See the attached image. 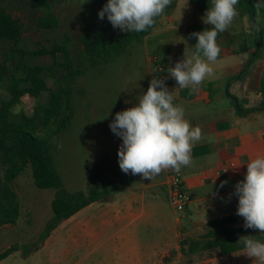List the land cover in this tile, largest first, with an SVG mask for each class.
Returning a JSON list of instances; mask_svg holds the SVG:
<instances>
[{"label":"crops","instance_id":"0c3cea01","mask_svg":"<svg viewBox=\"0 0 264 264\" xmlns=\"http://www.w3.org/2000/svg\"><path fill=\"white\" fill-rule=\"evenodd\" d=\"M174 1V8L164 13L158 27L144 38L142 45L137 46L138 52L131 51L134 46L110 64L91 68L79 78L72 124L54 140V155H59L64 145V169L56 158L55 162L69 194L87 192L89 187L103 185L109 186L110 194L64 221L48 237H39L37 244H20V255L17 250L9 256L19 257L20 264H169L170 252L179 250L182 229H209L210 220L229 216L226 212L234 208L236 196L233 194V181L244 178L247 163L251 159L264 155V111L240 117L227 95L230 91L226 89L223 94L221 84L203 82L196 91H192L179 88L176 81L168 76V67L183 60L184 53L189 56L193 52L184 35L185 28L195 23L205 24L202 18L206 13H194L190 0L183 13L175 12L177 0ZM187 17L192 18L191 22L184 25L183 29L177 26L178 30H183V38L180 35L179 43L176 37H165L176 29L166 27L167 23L178 25ZM261 21L264 25V20ZM97 27L100 36L122 32L112 27L107 16L103 20L99 18ZM52 30H61L63 42L65 29ZM246 36L245 32L241 34L239 46L243 47ZM168 42L171 43L170 49L167 47L162 51L166 65L159 69L162 75H156L157 68L150 61L148 44ZM217 44L221 52L211 65L213 71H217L222 76L223 84L234 89L237 95L230 94L239 99L248 96V92H251L250 79H245L244 74L237 78L231 77L228 69L232 66L219 65L227 55L236 54L230 48L237 44L233 32L217 39ZM122 58L127 59V62L117 71L116 77L112 69L117 67ZM137 66L142 70L140 78L136 76L138 73L133 74ZM108 70H111L110 77L103 78V73ZM155 75L165 80L169 91L174 90V104L184 108L185 119L192 126L199 125L202 129V139L194 143L192 148L194 163L182 167L180 171L184 175V186L191 196V202L185 217L175 216L173 221L168 216L170 202L165 186L167 170L151 181L139 174L122 172L117 155L122 138L109 127L117 112L138 103ZM241 80L240 90L238 83ZM209 83L210 86L206 87ZM217 101H224V104L219 105ZM30 105L31 108L26 112L32 110L33 103ZM79 115H83L82 119L78 118ZM219 122H227V126L218 129L216 124ZM195 149L201 150L193 153ZM222 181H227L223 188L220 187ZM54 198L49 204L50 211ZM51 218L52 214L43 223L40 235Z\"/></svg>","mask_w":264,"mask_h":264},{"label":"trees","instance_id":"16d2710c","mask_svg":"<svg viewBox=\"0 0 264 264\" xmlns=\"http://www.w3.org/2000/svg\"><path fill=\"white\" fill-rule=\"evenodd\" d=\"M0 0V83L4 80L9 84V96L0 99V225L14 226L19 214L20 205L17 200L14 184L25 173H29L33 185L40 190L57 189L58 193L52 201V218L47 222L41 239L48 237L58 226L83 208L105 199L110 194L109 186L89 187L87 192L69 194L62 189V177L54 157V140L67 130L74 119L76 108L74 96L79 91V78L89 69L110 64L126 54L131 48L140 44L144 38L158 27V17L154 27L145 32L115 33L111 36H95L85 33L80 38V49L77 56L72 53L73 39L63 30L64 40L51 48L41 46L29 51L22 48V41L29 35L27 23L29 16L26 11L10 8ZM28 7L34 11L33 22L37 32L41 30L62 29V25L52 11L49 0H26ZM63 1V0H56ZM194 13L206 12L211 0H190ZM175 1L165 10H172ZM240 21L247 19L255 46L264 40L263 22L258 17L256 0H238L235 6ZM209 26L195 23L184 30L190 47L195 50L196 37L191 34L204 31ZM233 31L227 30L218 34L217 39L228 36ZM245 49V43L242 44ZM246 52V49H245ZM63 55V62L57 57ZM50 55L51 65H30L27 57ZM249 62L234 65L228 69L231 77L242 75ZM61 73V75H59ZM48 79H52L55 88H51ZM210 83L206 85L209 87ZM264 99V84L261 88ZM42 94H47L45 103H40ZM238 116L264 111V107L245 109L243 101L227 92ZM28 100L33 103L30 112L20 111V119H13L14 108L23 106ZM227 122L216 124L218 129L227 126ZM201 149L193 150L197 153ZM242 217L232 214L209 221V231L197 240L183 239L180 241L179 253L185 256L195 254L226 256L244 250L238 242L241 236L257 235L258 229H246L244 226L234 227ZM259 237V236H258ZM18 246H11L0 253V261L7 258ZM175 251H171L174 254ZM170 253V255H171Z\"/></svg>","mask_w":264,"mask_h":264},{"label":"clouds","instance_id":"9594fccd","mask_svg":"<svg viewBox=\"0 0 264 264\" xmlns=\"http://www.w3.org/2000/svg\"><path fill=\"white\" fill-rule=\"evenodd\" d=\"M237 3L211 0L202 18L209 27L191 34L197 40L195 50L189 56L184 53L183 60L167 68L179 88L196 91L213 75L211 65L221 52L217 36L237 15ZM171 4L172 0H107L98 16L101 20L107 16L114 29L140 33L154 27ZM174 99V90L169 91L165 80L153 76L138 103L115 114L109 127L122 138L117 153L122 172L151 181L164 170L179 173L194 163L192 148L202 139V129L185 119L184 108L174 104ZM225 184L227 181H222L220 187ZM233 194L238 197L236 214L243 217V226L264 233V155L247 163L244 179L237 182ZM238 242L243 244L245 255L253 258V264H264V242L254 236H241Z\"/></svg>","mask_w":264,"mask_h":264},{"label":"rangeland","instance_id":"374dc122","mask_svg":"<svg viewBox=\"0 0 264 264\" xmlns=\"http://www.w3.org/2000/svg\"><path fill=\"white\" fill-rule=\"evenodd\" d=\"M188 0H177V7L176 11L178 13H183L185 11V7ZM52 11L55 13L62 25V27L68 32V34L73 39V46H72V53L74 57L77 56V50L80 46V38L83 34L89 33L95 36H100L99 29L97 27V21L99 20L98 13L103 8V6L107 3V0H63V1H56V0H49ZM258 4V17L260 20H264V0H256ZM7 7L10 8H17L23 11H26L29 16V21L27 23V31L29 34H36V37H32L29 35L25 38L22 47L29 51H34L41 46L46 48H51L55 44H60L62 42V32L61 30H41L37 32V27L33 22V14L34 11L28 7L26 0H6L4 3ZM185 5V6H184ZM189 13V12H188ZM190 14V13H189ZM106 17V16H105ZM172 17V16H171ZM174 17V16H173ZM172 17V18H173ZM184 22L176 23L169 22L167 26L171 28H176L173 31L167 33L168 38L176 37L177 43H179V37L182 35L183 38V30L182 32L177 29V26H182L191 22V17L185 18ZM230 26L233 29V38L237 42L236 45L230 46L231 50L236 52V54H229L225 57L224 60L220 61L219 65L230 67L239 63H243L248 61L250 64L247 69L242 72L244 74L245 79H250V87L251 92H248V96L242 97L240 99L243 101V107L245 109L256 107H264V99L263 97H258L259 92L261 90V86L264 84V40L259 46H255L254 39L249 36L248 34L251 33V29L247 19L240 21L236 17L232 20ZM165 27V28H166ZM264 27V25H263ZM245 32L246 39L245 40V49H242L241 45L239 46V38L241 34ZM120 33H124L123 31ZM144 40V39H143ZM222 42H226L225 39H221ZM143 42V41H142ZM142 42L136 45L131 51L135 50L134 53L139 51V45H142ZM183 43V39H182ZM162 45V46H161ZM148 44V48L150 51L149 58L152 63V66L157 68V74L162 73L159 71L160 68H163L166 65V57L162 51L167 47L170 49L171 43H163V44ZM161 46V47H160ZM130 51V52H131ZM245 52V53H241ZM127 56V55H126ZM125 56V57H126ZM63 55H58V60L63 62ZM127 59L122 58L118 61L117 67L112 69V73L114 76L117 77V71H120V68L126 64ZM53 62V58L50 55L44 56H32L27 58V63L30 65H49ZM92 70V69H89ZM107 72V75L105 74ZM103 73V78L106 76L110 77L111 70L105 71ZM138 73V74H136ZM142 70L134 68L133 74H136L138 78L141 77ZM61 75V73H59ZM155 75V76H156ZM222 76L217 71H213V75L206 78L203 82H217L221 84L220 89L223 94H225L226 89L230 91L232 94H236L234 89H230L223 84V80L221 79ZM101 78V79H103ZM48 82L51 88H55L52 79H48ZM226 82V81H225ZM227 83V82H226ZM95 84V82H94ZM238 86L241 90L242 88V80L239 81ZM9 84L7 80H4L0 83V99L5 100L9 96ZM215 93V92H214ZM96 94V91H94ZM48 95L42 94L39 101L43 103L47 101ZM95 99V97L93 98ZM262 100V101H261ZM261 101V102H259ZM219 105L224 104V101H217ZM258 102V103H257ZM254 103H257V105ZM25 105L14 108L13 111V119L19 120L20 119V111L27 110L31 108V102L26 100ZM83 115H79L78 118L82 119ZM78 127V125H77ZM64 145L61 149V153L59 155H54L56 160L60 162L61 168L64 169L65 166V155H64ZM64 177V176H63ZM244 178L236 179L233 182L235 185L237 182L242 181ZM62 183V189L66 192L65 187ZM14 191L17 195V200L19 205L21 204L22 209H19V214L16 220V224L14 226H6L0 225V253L5 251L6 249L10 248L11 246H18L20 248V244H27L33 242L37 244L40 240L39 237H42L41 229L43 228V223L46 219L52 214L51 208H49L50 201L56 197L58 191L57 189H48V190H40L37 189L33 185V181L30 177L29 173H25L22 177L17 179L14 184ZM68 193V192H67ZM236 196V195H235ZM238 207V197L234 198V208L232 210H228L226 215L236 214ZM168 216L169 220L173 221L175 216H179L182 218L181 214H178L174 211L171 205L168 206ZM1 219V218H0ZM183 220V219H182ZM244 225V219L242 217L241 222L236 224L234 227H239ZM32 226V227H31ZM209 231L206 227L200 228H185L182 229V236L180 240L187 239V240H197L201 238L204 234ZM35 234V235H34ZM40 235V236H39ZM254 238L261 240L264 242V233L258 232L257 235H251ZM259 236V237H258ZM20 250V249H19ZM18 250V251H19ZM174 251V250H173ZM17 251H14L15 253ZM12 253V254H13ZM171 253V252H170ZM20 255V251L18 252ZM18 255V256H19ZM10 256V255H9ZM7 257L0 261V264H20L19 257L12 258ZM179 258V259H178ZM169 264H253V258L248 257L245 255V250L235 252L230 255L226 256H219L217 253L213 255L208 254H195L192 256H185L181 255L178 251H175L174 254L171 253L169 259ZM178 260V262H177Z\"/></svg>","mask_w":264,"mask_h":264},{"label":"built area","instance_id":"2783aa9c","mask_svg":"<svg viewBox=\"0 0 264 264\" xmlns=\"http://www.w3.org/2000/svg\"><path fill=\"white\" fill-rule=\"evenodd\" d=\"M165 186L168 192V199L174 211L185 217L186 209L191 202V196L184 186V175L182 172L167 170Z\"/></svg>","mask_w":264,"mask_h":264}]
</instances>
